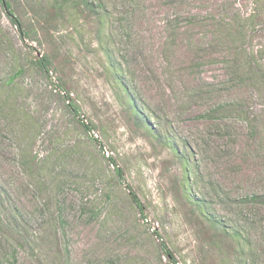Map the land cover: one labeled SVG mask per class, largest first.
<instances>
[{
    "label": "rangeland",
    "instance_id": "1",
    "mask_svg": "<svg viewBox=\"0 0 264 264\" xmlns=\"http://www.w3.org/2000/svg\"><path fill=\"white\" fill-rule=\"evenodd\" d=\"M6 1L0 264H264V0Z\"/></svg>",
    "mask_w": 264,
    "mask_h": 264
},
{
    "label": "trees",
    "instance_id": "2",
    "mask_svg": "<svg viewBox=\"0 0 264 264\" xmlns=\"http://www.w3.org/2000/svg\"><path fill=\"white\" fill-rule=\"evenodd\" d=\"M61 4L56 8V12L59 11H63L62 5L64 4H68L69 2H76L75 0H61ZM79 4H81L83 7H85L86 9H88L90 12H95V9L93 8V3L89 2V0H80ZM74 7H77L73 4ZM0 7L1 10L6 14V16L8 17V19L14 24L17 25L19 27V29L21 30V23L19 22V20L17 19V17L14 15V10L12 9V6L10 4V2L6 1V0H0ZM99 8V6H98ZM21 34L28 36V33H24L21 30ZM50 64V61L46 58H43L39 61H34L32 62V65L35 66L36 69L40 70L43 73H47L48 72V66ZM121 89L123 90V92L126 94V97L128 99V103L130 108L134 111V112H138V107L137 105L134 103V101L131 99V95L129 94V92L127 91V88L124 85H120ZM69 107H71L73 109V111L77 114V109L73 106V105H68ZM145 126V124H143ZM147 129H151L150 126H145ZM86 129H90L89 127H85ZM174 149V148H173ZM175 150V149H174ZM184 164L187 166L188 165V161H184ZM118 175L121 178L122 177V173L120 171H118ZM188 192V193H187ZM131 196V201L132 203L135 205V207L139 210L142 211V205L140 203V201L138 200V198L136 197V195L133 192L129 193ZM186 194L188 195V201L190 203H195L193 200V196L191 194V192L189 190L186 189ZM254 198L258 201L260 199H262L263 197L261 196H254ZM200 209V207H198ZM200 216L204 217L206 216V214L204 212H200ZM0 222L2 223L3 221L0 220ZM213 230L215 232H217L219 235H223L224 234V226L225 224L222 223L221 221H216L213 222L211 224ZM212 233V232H211ZM225 233H227V231L225 230ZM214 237L215 235L212 234ZM234 236H237V233H234ZM237 240L239 242L243 241V238L240 236L237 238ZM239 242L237 243V246H239ZM163 250V254L164 256L167 258L168 262H174V257L172 255V253L166 248V247H161Z\"/></svg>",
    "mask_w": 264,
    "mask_h": 264
}]
</instances>
